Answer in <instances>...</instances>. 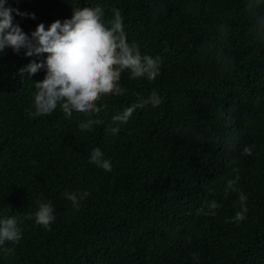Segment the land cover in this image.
Instances as JSON below:
<instances>
[{"label": "trees", "instance_id": "obj_1", "mask_svg": "<svg viewBox=\"0 0 264 264\" xmlns=\"http://www.w3.org/2000/svg\"><path fill=\"white\" fill-rule=\"evenodd\" d=\"M248 3L7 0L34 15L12 13L29 35L73 9L100 6L106 25L119 10L128 43L161 64L152 81L122 72L123 94L97 102L107 107L89 131L79 128L88 115L59 106L30 115L46 69L20 70L47 54L0 53V219L14 217L21 233L0 246V264H264V0ZM153 91L158 106L112 122ZM95 148L111 171L89 162ZM84 191L77 210L65 194ZM240 193L246 218L234 222ZM38 202L53 208L48 228L35 222Z\"/></svg>", "mask_w": 264, "mask_h": 264}, {"label": "clouds", "instance_id": "obj_2", "mask_svg": "<svg viewBox=\"0 0 264 264\" xmlns=\"http://www.w3.org/2000/svg\"><path fill=\"white\" fill-rule=\"evenodd\" d=\"M6 3L7 0H0V53L11 48L17 54L24 49L25 56L47 54L43 62H30L20 70L21 74L27 72L32 75L42 68L46 69L44 78L33 82L34 111L30 115L34 117L49 115L59 106L66 117H70L73 111L88 115L89 119L82 122L79 128L90 131L94 124L102 123L98 119H92L91 114L99 113L101 107H107H98L97 102L104 96L123 94L124 89L119 84L122 72L128 70L130 78L144 77L149 81L155 80L159 75L160 58L142 56L137 44L128 43L119 10H114V18L106 25L100 6L73 9L70 19L63 23L56 20L47 29L40 23L29 35L13 23L12 13L28 15L33 19L34 15L20 13L6 7ZM260 3L261 0H249L248 10L252 11ZM257 27L264 34V17L257 19ZM149 103L153 107L161 103L155 91L148 99L140 100L114 115L112 122L126 123L135 109L143 108ZM119 130L118 126L108 129L111 134H117ZM244 153L251 155V150L245 147ZM89 162L105 171L112 169L110 161L104 158L99 148L91 151ZM235 182L228 181L227 187L231 189ZM65 195L78 210L79 200L87 197L89 193L84 191ZM239 200L241 210L236 212L234 222L246 218V196L240 193ZM209 207L215 209L218 205L212 202ZM54 219L51 204L38 202L35 222L48 228ZM20 238L21 233L14 217L0 219V246L6 242L16 243ZM4 251L11 254L12 249L5 248Z\"/></svg>", "mask_w": 264, "mask_h": 264}]
</instances>
